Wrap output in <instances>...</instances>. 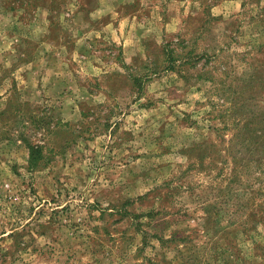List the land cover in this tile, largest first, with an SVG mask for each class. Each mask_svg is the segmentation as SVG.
<instances>
[{"label":"rangeland","instance_id":"374dc122","mask_svg":"<svg viewBox=\"0 0 264 264\" xmlns=\"http://www.w3.org/2000/svg\"><path fill=\"white\" fill-rule=\"evenodd\" d=\"M0 264H264V0H0Z\"/></svg>","mask_w":264,"mask_h":264}]
</instances>
